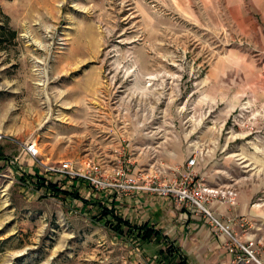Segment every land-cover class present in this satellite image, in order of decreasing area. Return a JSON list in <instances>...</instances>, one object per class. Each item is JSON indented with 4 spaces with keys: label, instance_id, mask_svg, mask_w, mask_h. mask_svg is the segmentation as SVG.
I'll use <instances>...</instances> for the list:
<instances>
[{
    "label": "rangeland",
    "instance_id": "rangeland-1",
    "mask_svg": "<svg viewBox=\"0 0 264 264\" xmlns=\"http://www.w3.org/2000/svg\"><path fill=\"white\" fill-rule=\"evenodd\" d=\"M0 154V264H159L171 242L101 212L125 221L192 158L264 213V0H0Z\"/></svg>",
    "mask_w": 264,
    "mask_h": 264
},
{
    "label": "crops",
    "instance_id": "crops-1",
    "mask_svg": "<svg viewBox=\"0 0 264 264\" xmlns=\"http://www.w3.org/2000/svg\"><path fill=\"white\" fill-rule=\"evenodd\" d=\"M197 168L198 162L194 173L197 179L204 181L198 176ZM185 172L180 173L179 177ZM206 206L216 218H223L239 242L260 240L264 245V228L261 229L264 227V213L260 211L258 203H253L252 196L241 191L235 205L210 203ZM125 221L136 227L147 224L159 231L162 240L171 242L180 250L187 264H264L262 248L256 256L258 262L249 260L243 254L244 261L238 263L236 253L230 252L236 243L218 232L207 216L194 208L181 206L159 192H138L137 198L130 204Z\"/></svg>",
    "mask_w": 264,
    "mask_h": 264
},
{
    "label": "built area",
    "instance_id": "built-area-1",
    "mask_svg": "<svg viewBox=\"0 0 264 264\" xmlns=\"http://www.w3.org/2000/svg\"><path fill=\"white\" fill-rule=\"evenodd\" d=\"M24 150L38 165L45 167L46 172L53 176H63L64 178L72 180L82 179L83 182L96 187L102 184L98 178L102 171L99 165L94 164L90 166L87 171L77 169L71 161H64L59 165L47 166L40 160V153L36 143L26 144ZM196 163V158L190 159L187 163L185 174L179 177V179H173L170 182H166L161 189H146L150 191H159L164 197L173 198L175 203L181 206L185 205L194 208L207 216L218 230H222L233 242L236 243V246L232 247L230 252L236 253V260L238 263L244 261L243 254L246 255L249 260L258 262L256 256L259 249L263 246L260 240H247L245 244L240 243L234 236L230 226H223L206 206V204H210L213 199L219 197H221L223 203L235 205L237 197L236 191L229 189L226 192L219 193L217 190L205 187L203 181L197 179L194 173ZM235 250L238 251L235 252Z\"/></svg>",
    "mask_w": 264,
    "mask_h": 264
},
{
    "label": "trees",
    "instance_id": "trees-1",
    "mask_svg": "<svg viewBox=\"0 0 264 264\" xmlns=\"http://www.w3.org/2000/svg\"><path fill=\"white\" fill-rule=\"evenodd\" d=\"M0 160H3L0 154ZM40 183V180H38ZM63 183L49 184L48 188L52 191V195L59 197L60 195H71L74 192L61 190ZM38 186V185H37ZM40 188V186H38ZM111 216L115 221L116 225L113 226V231L117 236H123V229L126 227L128 232L135 236L137 241L141 243H149L154 240L162 241L163 237L159 231H156L153 227H149L147 224L140 226H131L128 222L123 221L119 218L113 210L103 209L101 212L100 220L104 221L107 217ZM160 260L159 264H187L185 256H183L178 248L173 244L168 249H162L159 251Z\"/></svg>",
    "mask_w": 264,
    "mask_h": 264
}]
</instances>
